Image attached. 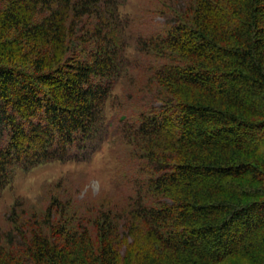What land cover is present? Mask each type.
Wrapping results in <instances>:
<instances>
[{
	"label": "trees",
	"instance_id": "obj_1",
	"mask_svg": "<svg viewBox=\"0 0 264 264\" xmlns=\"http://www.w3.org/2000/svg\"><path fill=\"white\" fill-rule=\"evenodd\" d=\"M178 5L131 41L119 0H0V197L92 153L122 78L148 77L117 131L130 195L13 209L0 264H264V0Z\"/></svg>",
	"mask_w": 264,
	"mask_h": 264
},
{
	"label": "rangeland",
	"instance_id": "obj_2",
	"mask_svg": "<svg viewBox=\"0 0 264 264\" xmlns=\"http://www.w3.org/2000/svg\"><path fill=\"white\" fill-rule=\"evenodd\" d=\"M186 0H119V14L128 19V32L131 41L137 36H150L170 24V13L177 9V2ZM133 46V45H132ZM131 46V47H132ZM127 55L136 57L133 48ZM135 53V54H134ZM138 67L145 70L151 63L150 57L141 56L137 59ZM130 73V74H129ZM126 80L122 78L115 90L116 97L108 110L107 123L98 140L94 138L90 154H81L75 160L55 161L34 167L28 171H16L13 182L0 197V234L13 220L10 214L16 209L18 216L26 218L33 215L43 216L44 211L54 198H58L77 214L90 215L99 204L104 202L117 203L126 199L128 191L129 162L126 149L120 146L117 131L123 121L120 117L132 120L141 110L137 92L139 86L145 84L146 74L129 71ZM132 77L131 83L130 78ZM125 82V84H124ZM143 91H146L143 87ZM131 166V165H130ZM122 172L125 173L124 179ZM126 183L124 187L122 184ZM30 214V216H29ZM18 219L20 217H14Z\"/></svg>",
	"mask_w": 264,
	"mask_h": 264
}]
</instances>
